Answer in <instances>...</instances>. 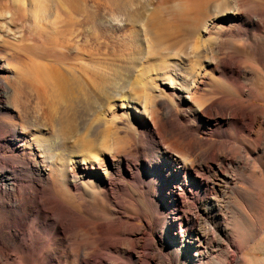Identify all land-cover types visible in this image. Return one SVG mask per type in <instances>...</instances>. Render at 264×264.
Instances as JSON below:
<instances>
[{"label": "bare ground", "instance_id": "bare-ground-1", "mask_svg": "<svg viewBox=\"0 0 264 264\" xmlns=\"http://www.w3.org/2000/svg\"><path fill=\"white\" fill-rule=\"evenodd\" d=\"M162 1L111 0L134 28L127 64L74 70L60 37L80 20V1L32 0L27 18L13 0L9 25L28 19L35 46L22 48L32 58L11 54L12 80L0 57V135L11 152L0 161V264L10 250L4 264H48L49 252L87 264L100 250L104 264H141L136 222L157 229L150 264L245 263V244L263 231L254 216L264 205V109L254 103L264 104V0ZM29 94L45 113L36 122L15 110Z\"/></svg>", "mask_w": 264, "mask_h": 264}, {"label": "rangeland", "instance_id": "rangeland-1", "mask_svg": "<svg viewBox=\"0 0 264 264\" xmlns=\"http://www.w3.org/2000/svg\"><path fill=\"white\" fill-rule=\"evenodd\" d=\"M2 1H3V4L0 3V15L1 14L3 15L0 17V57H3L7 61H9L8 62L9 70H11V73L10 72H5V73L2 72V73H3V77L9 80H12L13 79L12 72L16 71V69L18 68V65L17 63L13 62L14 60L11 58L14 55L18 54L17 52L18 50H21V53H23L22 54L23 56L32 58L30 53H27L28 51L22 50V48L23 46L24 47L33 46L34 41L32 44L31 31L28 29V27L24 26V24L28 23V19L25 20V22H20L18 24L9 25V19H10L9 9H10V6L14 5V3H13V0H10L9 4H7L6 2L7 0H2ZM31 1L32 0H18L19 12H21L22 15H24V17L33 18L32 17L33 13H29V10H30L29 4H31ZM79 1L83 7L82 16L79 18L80 20L76 21L75 24L71 25L68 28L72 30L71 35L65 34L64 36L60 37V40L65 45V48H64L65 51L68 50L71 53V56L69 55L63 64H65L68 67L73 68L74 70L83 69L85 67V66H82L84 65V63L85 64L91 63L92 65H100V66H104V65L111 66L114 64L116 65V63L120 64L123 61L121 65L127 64L126 57H127V54L130 53L129 48L131 44L129 38H130V34L134 33V28L131 25L125 24L122 16L118 14L115 6L112 5L111 0H79ZM141 1L147 3L148 5L151 6V8H155V9H160L163 3L162 0H141ZM172 3L173 2H171L169 6H171ZM171 16L172 15H170L169 17ZM57 19L60 20L61 17L59 15H54L52 18L53 21ZM63 28L64 27H61L60 29H63ZM43 30L44 32L45 31L49 32V30H45V29ZM222 39L225 40V38H222ZM230 61L235 62L233 60H230ZM149 63H152L153 65H159V62L153 61L152 59L149 60ZM22 100H23V103H22L23 106L16 105L15 110L17 111L18 114H24V116L27 117V119H29L31 122H36L35 120L36 114H45L44 110H42L43 109L42 104L40 103L36 95L29 94L27 95V97L23 98ZM254 105L259 107L260 109H264V106H263L264 104H262V102L254 103ZM221 107H224V106H221ZM63 109L65 111L66 107L64 106ZM80 112L82 113L83 109ZM178 114H179L178 110H174L173 115H172V120L175 123H178V124L180 123L182 127L186 128V125L182 121H179L176 119ZM4 134L5 133L0 135V145L2 147L0 148V161L9 162L10 157H11V152L7 151V146L4 143L5 142L4 139L8 137V135L7 134L4 135ZM198 137L201 141H209V142L213 141L214 143L216 141H219L218 139L212 136H209V135H205V136L200 135ZM159 197H161V195ZM56 204L58 206L63 207L66 211L73 213L75 216H78V214L74 210L58 202L57 200H56ZM263 206L261 210L259 211V213L254 216V221L257 222L258 226L260 225L263 228V231L261 233L262 235L261 236L258 235L255 238L256 240L255 239L253 240L254 242L248 241V244L247 243L245 244L246 246L244 247L242 251V255L246 253L248 256L243 255L244 259L246 260L244 264L247 263L248 258H249L248 264H257L258 261L260 262V263L258 262V264H264V261L262 262V260H260V259H263L261 254L259 253L256 254V252L251 251V247H253L256 242L257 243L261 241L264 242V226H263L264 225L263 224L264 223V213H263L264 207ZM164 210L167 211L168 207H164ZM262 215H263V218H262ZM116 217L117 219H120V220L124 219V221L130 222V220L128 219L130 217V214L122 213L121 210H117L115 214V218ZM260 218L263 220H261ZM136 223L138 224L137 225L139 229L138 232H140L139 237L146 244L142 254L140 255V262L141 264H150V261L153 255V251L151 249L150 243H152L151 242L152 239H155L156 237L155 235L158 236L157 229L155 227L152 228V231H151L152 236H153L152 237L151 235L148 234V231L145 228L144 224L140 222H136ZM1 227H2L1 229L3 232L9 233V234H12L14 232V230H12L13 228L10 227L9 225H4ZM20 231L16 233L19 234ZM100 251L92 253L91 255L90 254L87 255L86 263L87 264H104L105 261L109 259V257H107V255L105 254L103 250H100ZM14 259H15L14 253L11 250L7 251V253L4 255V259L1 261L2 262L1 264H4L5 262L11 263ZM250 259L252 260V262L250 261ZM47 261H48V264H60L58 263L57 256L52 252H49L47 254ZM117 264H120V263H117Z\"/></svg>", "mask_w": 264, "mask_h": 264}]
</instances>
